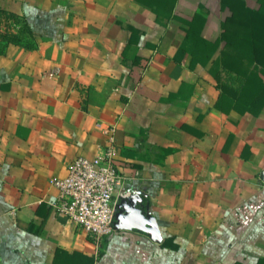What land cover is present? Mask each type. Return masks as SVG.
Wrapping results in <instances>:
<instances>
[{
    "label": "crops",
    "instance_id": "0c3cea01",
    "mask_svg": "<svg viewBox=\"0 0 264 264\" xmlns=\"http://www.w3.org/2000/svg\"><path fill=\"white\" fill-rule=\"evenodd\" d=\"M201 7L214 42L221 0H0V31L19 40H0V264H264V103L231 93L225 42L196 61L185 30ZM105 126L115 206L135 197L160 242L97 239L55 208L52 179L102 151Z\"/></svg>",
    "mask_w": 264,
    "mask_h": 264
},
{
    "label": "trees",
    "instance_id": "16d2710c",
    "mask_svg": "<svg viewBox=\"0 0 264 264\" xmlns=\"http://www.w3.org/2000/svg\"><path fill=\"white\" fill-rule=\"evenodd\" d=\"M221 4L223 8L229 10L230 14L228 19L222 23L220 37L216 41H208L202 36V30L209 14L205 8H199L188 23V29L185 30L186 35L195 34L198 37L195 59L196 61L204 60L203 62L207 63L221 43L225 42L221 51L222 69L229 79L232 77L238 82L237 87L233 88L231 93L238 100L252 94L254 103L263 106L264 0H258L257 7L249 6L246 0H221ZM2 38L19 41L16 34L9 33V30L0 31V40ZM213 74L221 82L225 95L229 93L228 77L223 81L218 72H213ZM163 246L175 249L179 247L170 238L163 242ZM88 262V264H94V261Z\"/></svg>",
    "mask_w": 264,
    "mask_h": 264
},
{
    "label": "built area",
    "instance_id": "2783aa9c",
    "mask_svg": "<svg viewBox=\"0 0 264 264\" xmlns=\"http://www.w3.org/2000/svg\"><path fill=\"white\" fill-rule=\"evenodd\" d=\"M103 131L108 135V143L102 151L93 158L77 157L66 177L52 179L60 197L55 208L97 239L115 230L114 196L124 178L115 164L114 127L105 126Z\"/></svg>",
    "mask_w": 264,
    "mask_h": 264
},
{
    "label": "water",
    "instance_id": "95a60500",
    "mask_svg": "<svg viewBox=\"0 0 264 264\" xmlns=\"http://www.w3.org/2000/svg\"><path fill=\"white\" fill-rule=\"evenodd\" d=\"M261 178L264 181V172ZM114 227L116 230L140 229L147 232L153 240L161 241V234L156 219L142 212V209L137 206L135 197L115 206Z\"/></svg>",
    "mask_w": 264,
    "mask_h": 264
}]
</instances>
